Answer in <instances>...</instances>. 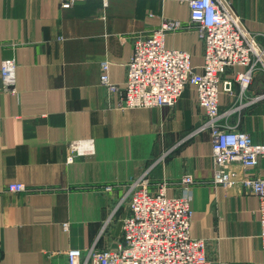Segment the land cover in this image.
I'll use <instances>...</instances> for the list:
<instances>
[{"label": "crops", "instance_id": "obj_1", "mask_svg": "<svg viewBox=\"0 0 264 264\" xmlns=\"http://www.w3.org/2000/svg\"><path fill=\"white\" fill-rule=\"evenodd\" d=\"M227 2L264 44V0ZM164 19L182 22L166 46L189 51L201 71L205 45L188 3L78 0L63 8L61 0H0V264H68L69 250L115 248L131 182L145 175L153 192L166 182L174 197L188 174L191 235L206 240L213 264H264L258 196L214 184L213 137L200 129L206 115L197 87L188 85L173 106L128 108L101 82L108 60L110 80L122 90L135 36ZM8 58L17 63L13 86L1 74ZM245 70L223 75L234 92L220 93V110H231L229 126L264 144V70L241 96L237 76ZM82 139L94 140L95 154L68 160L69 143ZM253 174L264 178V157ZM11 182L26 191H10Z\"/></svg>", "mask_w": 264, "mask_h": 264}, {"label": "built area", "instance_id": "obj_2", "mask_svg": "<svg viewBox=\"0 0 264 264\" xmlns=\"http://www.w3.org/2000/svg\"><path fill=\"white\" fill-rule=\"evenodd\" d=\"M77 1L61 0V6L71 8ZM178 1L189 4L191 20L204 42L202 70L196 71L189 51L166 46V35L179 30L182 22L164 19L148 35L135 36L123 89L112 84L108 60L101 64V82L111 91H119L121 105L128 108L173 106L188 85L197 87L198 101L206 115L200 129H210L213 137L214 184L240 187L258 196L259 236L264 248V178L253 174L264 157V144L255 143L249 133L229 126L225 120L231 110L221 111L219 105L222 91L234 92L233 81L223 80L229 67L246 68L237 76L241 96L251 85L254 72L259 68L264 70V44L237 22L222 0ZM246 32L251 34L252 40ZM16 70L15 59L2 62L1 74L6 85L15 84ZM69 151L68 160L95 154L94 140H73ZM236 165L242 169H236ZM182 183L183 194L169 197L166 182L153 192L145 175L133 180L129 186V213L122 219L123 234L116 247L98 248L93 244L86 250H69L68 264H213L206 254V240L191 235L194 177L185 175ZM8 188L23 192L27 186L23 182H11ZM111 189V185L105 187V190ZM68 225L64 224L66 229Z\"/></svg>", "mask_w": 264, "mask_h": 264}, {"label": "water", "instance_id": "obj_3", "mask_svg": "<svg viewBox=\"0 0 264 264\" xmlns=\"http://www.w3.org/2000/svg\"><path fill=\"white\" fill-rule=\"evenodd\" d=\"M222 2H223L224 5L228 8V10L231 12V14L233 15V17L237 20V22H238L242 27H244V24H243L242 21L238 18L237 14L234 12V10L232 9V7L229 5V3L227 2V0H222ZM246 35H247V37H248L250 40H252V36H251L250 33L246 32ZM254 45H255L256 49H257L259 52H261L260 49H259L258 44H257V43H254ZM263 59H264V55H263Z\"/></svg>", "mask_w": 264, "mask_h": 264}]
</instances>
